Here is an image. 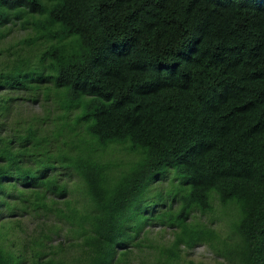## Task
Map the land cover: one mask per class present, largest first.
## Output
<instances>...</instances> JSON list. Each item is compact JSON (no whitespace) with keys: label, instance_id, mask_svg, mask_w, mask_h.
Wrapping results in <instances>:
<instances>
[{"label":"trees","instance_id":"1","mask_svg":"<svg viewBox=\"0 0 264 264\" xmlns=\"http://www.w3.org/2000/svg\"><path fill=\"white\" fill-rule=\"evenodd\" d=\"M9 24L0 264H264V0H0Z\"/></svg>","mask_w":264,"mask_h":264},{"label":"rangeland","instance_id":"2","mask_svg":"<svg viewBox=\"0 0 264 264\" xmlns=\"http://www.w3.org/2000/svg\"><path fill=\"white\" fill-rule=\"evenodd\" d=\"M6 30L8 32L7 36L0 39V51L2 52L0 54V63L3 64L5 62L9 61L8 55L12 54L15 51H20L22 54H25V51L29 49V47L26 46L25 41L28 40L30 37L34 35L33 29H22L20 24L12 26L11 24L6 26ZM5 28V27H4ZM24 96V95H23ZM41 102L39 103H33V102H27L25 103V107L29 112H41ZM75 112L71 114V117L73 118L75 116ZM62 175H65V180H67V175L65 173V170H61ZM172 174H168L166 177V181L171 179ZM203 221L209 222V215H203L200 216L197 214ZM36 223L33 222H27L24 224V227L26 230L32 231L35 227ZM222 224L220 221H216L214 224V227L222 228ZM227 229H222V232H225L226 234ZM171 229H165L163 230L160 227H154L151 231V238L154 239L156 242H167L171 238ZM144 255H147V252H138L137 250L132 255L133 263L136 264L139 262L140 258ZM186 258L188 260H192L195 263H204V264H218V261H220V258H217L212 250L207 245H199L193 250L187 251L185 253ZM182 264H189L188 262H183Z\"/></svg>","mask_w":264,"mask_h":264}]
</instances>
